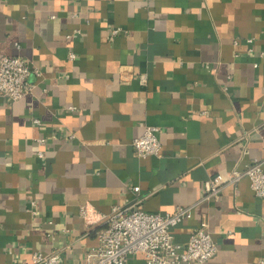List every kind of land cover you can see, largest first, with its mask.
I'll list each match as a JSON object with an SVG mask.
<instances>
[{
	"label": "crops",
	"instance_id": "1",
	"mask_svg": "<svg viewBox=\"0 0 264 264\" xmlns=\"http://www.w3.org/2000/svg\"><path fill=\"white\" fill-rule=\"evenodd\" d=\"M261 52L264 0H0V58L41 72L30 96L0 98V264L33 252L84 264L100 230L85 203L193 206L176 243L206 221L217 252L205 264L264 259V200L247 178L200 201L208 178L264 161ZM144 126L160 129L159 157L133 154Z\"/></svg>",
	"mask_w": 264,
	"mask_h": 264
},
{
	"label": "built area",
	"instance_id": "2",
	"mask_svg": "<svg viewBox=\"0 0 264 264\" xmlns=\"http://www.w3.org/2000/svg\"><path fill=\"white\" fill-rule=\"evenodd\" d=\"M54 18V16H50ZM122 33L120 28L110 30V36ZM251 43V39L246 40ZM74 59L72 53L69 54ZM264 57V52L260 53ZM41 72L32 68L28 62L19 56H2L0 58V98L18 101L30 96L34 84L30 77H40ZM144 83V77L141 78ZM74 109V108H70ZM34 125H39L38 119H33ZM160 129L155 126H144L139 137L132 140L130 146L137 159L159 157L161 144L158 139ZM70 134L69 139H74ZM43 146L44 139H35ZM36 156L44 158V152L38 150ZM243 178L249 181L253 194L264 200V161H254L242 170H229L214 175L204 181L203 194L200 201L218 200L222 191L235 186ZM138 192V187L133 188ZM35 202H31L30 211H34ZM191 207H178L172 213H147L137 207L115 205L108 214L96 211L89 203L79 208V216L86 225H99L97 235L98 245L83 257L84 264H128L135 255H142L146 264H205L217 252L206 221H202L190 234L184 244L174 241L173 230L185 219L191 217ZM28 264H60L57 252L43 254L33 252ZM254 264H264V259H258Z\"/></svg>",
	"mask_w": 264,
	"mask_h": 264
}]
</instances>
